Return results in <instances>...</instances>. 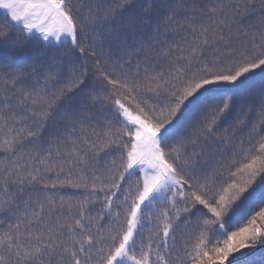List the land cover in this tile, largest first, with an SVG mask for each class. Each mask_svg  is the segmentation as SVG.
Listing matches in <instances>:
<instances>
[{"label": "snow or ice", "instance_id": "6c2138e0", "mask_svg": "<svg viewBox=\"0 0 264 264\" xmlns=\"http://www.w3.org/2000/svg\"><path fill=\"white\" fill-rule=\"evenodd\" d=\"M0 14V264H264V0Z\"/></svg>", "mask_w": 264, "mask_h": 264}, {"label": "trees", "instance_id": "16d2710c", "mask_svg": "<svg viewBox=\"0 0 264 264\" xmlns=\"http://www.w3.org/2000/svg\"><path fill=\"white\" fill-rule=\"evenodd\" d=\"M2 15V14H0ZM127 22V21H126ZM127 45L133 46L135 48H139L141 43L147 44L148 43V36L145 34L144 31H137L135 33H128L124 37ZM37 55H41V58L43 57L42 54L37 53ZM52 56H57V57H62L64 59H67L66 56H64L63 51L61 52H56L55 49H52L47 52V58L50 59ZM7 64V58L0 56V67L4 66ZM15 67H19L21 70H23L26 73H31L32 72V67L33 66H39V62L36 60H28L25 63H17L14 65ZM259 92V77L257 78L254 86L248 90L247 93H242L237 96L236 98V103H235V112L238 114L240 110L245 106L246 103L250 102V98L257 97ZM227 127V125H225ZM207 151V149H205ZM251 210L250 206L248 204L244 205L240 210H239V215L243 216L247 214ZM258 210V208L256 209ZM254 214V213H253ZM259 223V221H258ZM264 251L259 249L257 252Z\"/></svg>", "mask_w": 264, "mask_h": 264}, {"label": "water", "instance_id": "95a60500", "mask_svg": "<svg viewBox=\"0 0 264 264\" xmlns=\"http://www.w3.org/2000/svg\"><path fill=\"white\" fill-rule=\"evenodd\" d=\"M258 250H259V249H258ZM258 250H257V251H258ZM242 259H245V257H239V260H242Z\"/></svg>", "mask_w": 264, "mask_h": 264}, {"label": "rangeland", "instance_id": "374dc122", "mask_svg": "<svg viewBox=\"0 0 264 264\" xmlns=\"http://www.w3.org/2000/svg\"><path fill=\"white\" fill-rule=\"evenodd\" d=\"M130 48H133V46H130Z\"/></svg>", "mask_w": 264, "mask_h": 264}]
</instances>
